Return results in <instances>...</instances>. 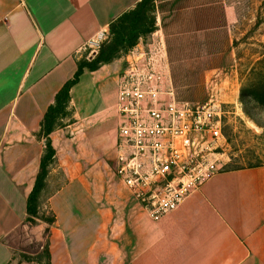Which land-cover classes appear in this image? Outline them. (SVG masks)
<instances>
[{
    "label": "crops",
    "instance_id": "crops-1",
    "mask_svg": "<svg viewBox=\"0 0 264 264\" xmlns=\"http://www.w3.org/2000/svg\"><path fill=\"white\" fill-rule=\"evenodd\" d=\"M142 1L0 0V264H264V165L217 172L160 222L116 173L118 76L131 52L161 48L177 101L226 107L211 81L236 62L228 0H156L154 32L85 68L67 115L44 135L58 94L98 54L87 55L89 43ZM48 141L40 201L53 221L31 226Z\"/></svg>",
    "mask_w": 264,
    "mask_h": 264
},
{
    "label": "built area",
    "instance_id": "built-area-1",
    "mask_svg": "<svg viewBox=\"0 0 264 264\" xmlns=\"http://www.w3.org/2000/svg\"><path fill=\"white\" fill-rule=\"evenodd\" d=\"M106 32L88 47L96 55ZM161 48L133 51L118 76L121 142L116 173L150 219L175 212L220 171L215 156L224 139V107L177 101Z\"/></svg>",
    "mask_w": 264,
    "mask_h": 264
},
{
    "label": "rangeland",
    "instance_id": "rangeland-1",
    "mask_svg": "<svg viewBox=\"0 0 264 264\" xmlns=\"http://www.w3.org/2000/svg\"><path fill=\"white\" fill-rule=\"evenodd\" d=\"M228 3L234 17L236 62L231 70L211 81L212 91L225 103L227 112L223 118L224 139L215 156L220 171L264 165V0ZM113 39L110 32L98 54ZM91 51L88 47L87 55ZM47 198L40 201V218L28 221L31 226L50 217L45 207Z\"/></svg>",
    "mask_w": 264,
    "mask_h": 264
},
{
    "label": "trees",
    "instance_id": "trees-1",
    "mask_svg": "<svg viewBox=\"0 0 264 264\" xmlns=\"http://www.w3.org/2000/svg\"><path fill=\"white\" fill-rule=\"evenodd\" d=\"M156 6V0H143L133 10L124 14L115 23L111 25L110 32L114 39L109 45H103L97 57L91 62H84L74 80L69 82L58 94L56 103L47 112L43 122V132L48 138L56 129L60 118L67 115L66 107L69 100V94L72 86L77 82L80 74L85 68L91 71L97 70L102 64L110 63L122 54H127L139 42L141 37H145L155 30L156 21L152 15ZM55 150L50 141H48L47 151L42 161V169L38 176L36 187L31 194L28 202V221L36 222L39 219L40 196L45 187V180L48 175V166L53 163ZM46 222H52L53 219H43Z\"/></svg>",
    "mask_w": 264,
    "mask_h": 264
}]
</instances>
